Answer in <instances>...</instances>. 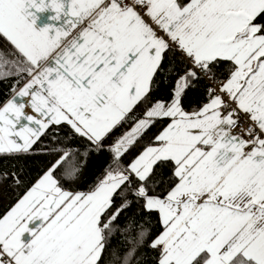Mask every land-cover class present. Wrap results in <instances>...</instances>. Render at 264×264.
I'll list each match as a JSON object with an SVG mask.
<instances>
[{
	"label": "snow or ice",
	"instance_id": "1",
	"mask_svg": "<svg viewBox=\"0 0 264 264\" xmlns=\"http://www.w3.org/2000/svg\"><path fill=\"white\" fill-rule=\"evenodd\" d=\"M0 51V155L48 137L47 168L0 218V264H264V0H0ZM201 80L215 86L187 111ZM93 155L102 178L66 190L56 172L75 180ZM23 181L0 173V189Z\"/></svg>",
	"mask_w": 264,
	"mask_h": 264
},
{
	"label": "trees",
	"instance_id": "2",
	"mask_svg": "<svg viewBox=\"0 0 264 264\" xmlns=\"http://www.w3.org/2000/svg\"><path fill=\"white\" fill-rule=\"evenodd\" d=\"M9 56L0 51V61L8 60ZM163 75V74H162ZM222 78V76L220 77ZM159 79V78H158ZM12 83L9 80L7 83H0V105L5 103L9 98L11 93L9 92V85ZM174 81H170L169 79H164L162 83H158L156 91L153 93V102L157 98L167 99L169 96V89L173 87ZM209 87V82L207 80H201L198 87L193 88L187 92V95L183 100V107L187 111H192L194 108L202 105L207 102V97L205 95L206 88ZM137 117H142V113L144 111V106L140 105L134 110ZM134 120H129L128 123L122 125L113 133L112 139L120 136L122 133L129 131L133 124ZM166 124V122H163ZM162 127L161 123L156 124L152 127L143 137V142H147L150 137L156 134ZM48 137L45 136L42 140L45 141L44 144H37L34 146L36 151L30 153V155L24 160H16L12 157L6 155H0V173L10 172L17 167H20L24 173V181L23 184L19 187L12 186L9 188L0 189V218H3L14 206L17 200L22 197L27 189L35 182L38 176L43 174V171L47 168L48 164V156L43 152L47 145ZM61 139L63 136L61 135ZM111 140L106 141V143H110ZM84 149L81 147V152ZM139 149H133L126 159H131L138 153ZM108 157L106 155L101 156H90L88 158V162L86 166H83L82 172L79 177L72 181H67L66 179H61L60 171L56 172L57 179L60 180V183L64 186L66 190H71L74 192H87L89 191L100 178H102V174L106 165ZM157 175H161L160 172ZM163 185L157 182V187H162ZM116 203L119 204V198H116ZM135 207V206H134ZM137 220L141 219L139 215L136 217ZM156 217L153 216L150 221H146L144 224V228L146 231L150 230L152 235L159 230L158 225H156ZM121 223H123V218L121 219ZM123 239L122 236H113L111 239L112 245H117ZM146 251V250H144ZM153 256L151 253H148L145 257L146 264H151ZM108 255L105 253V260L107 261Z\"/></svg>",
	"mask_w": 264,
	"mask_h": 264
},
{
	"label": "crops",
	"instance_id": "3",
	"mask_svg": "<svg viewBox=\"0 0 264 264\" xmlns=\"http://www.w3.org/2000/svg\"><path fill=\"white\" fill-rule=\"evenodd\" d=\"M48 15H50V13H45V14H43V16H42V22H50V21H47V16H48ZM25 100H27V98H25ZM26 111H28L29 114H32V113L30 112V109H26Z\"/></svg>",
	"mask_w": 264,
	"mask_h": 264
},
{
	"label": "built area",
	"instance_id": "4",
	"mask_svg": "<svg viewBox=\"0 0 264 264\" xmlns=\"http://www.w3.org/2000/svg\"><path fill=\"white\" fill-rule=\"evenodd\" d=\"M209 86L214 87L215 85H211V84L209 83ZM246 123H247L246 121H242L240 127H241V128H244L245 125H246ZM232 131H233V132H236V131H237V128H236V127H233Z\"/></svg>",
	"mask_w": 264,
	"mask_h": 264
}]
</instances>
